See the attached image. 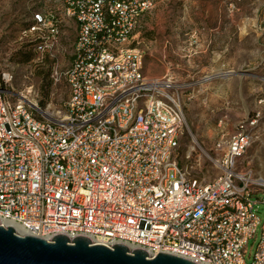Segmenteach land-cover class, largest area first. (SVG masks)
Masks as SVG:
<instances>
[{
	"label": "built area",
	"instance_id": "1",
	"mask_svg": "<svg viewBox=\"0 0 264 264\" xmlns=\"http://www.w3.org/2000/svg\"><path fill=\"white\" fill-rule=\"evenodd\" d=\"M156 1H64L76 37L70 65L51 75L68 88L60 116L15 93L12 74L0 72V225L47 241L64 235L109 249L123 244L150 258L264 264V223L245 260L260 223L253 196L264 179L243 163L264 98L224 142L216 160L222 175L190 176L178 159L186 127L181 86L147 77L145 52L132 47ZM60 25L53 15L35 17L26 32L37 59L52 53Z\"/></svg>",
	"mask_w": 264,
	"mask_h": 264
},
{
	"label": "rangeland",
	"instance_id": "2",
	"mask_svg": "<svg viewBox=\"0 0 264 264\" xmlns=\"http://www.w3.org/2000/svg\"><path fill=\"white\" fill-rule=\"evenodd\" d=\"M64 1L0 0V72H10L15 93L33 99L52 117L62 114L68 88L51 75L70 65L76 37ZM45 15L60 21V34L52 53L37 59L26 31L35 17ZM134 34L132 47L145 52L144 74L169 76L181 86L186 120L178 153L182 167L201 182L218 178L222 171L216 160L224 142L255 109L257 100L264 98V0H157ZM26 54L31 55L30 61L21 62ZM48 71L47 93L41 90L37 73ZM218 72L226 76L215 78ZM252 135L244 168L264 179V119ZM253 198L260 223L247 244L248 263L264 223V191Z\"/></svg>",
	"mask_w": 264,
	"mask_h": 264
},
{
	"label": "water",
	"instance_id": "3",
	"mask_svg": "<svg viewBox=\"0 0 264 264\" xmlns=\"http://www.w3.org/2000/svg\"><path fill=\"white\" fill-rule=\"evenodd\" d=\"M0 264H199L197 262L159 253L154 257L139 248L129 250L123 244L111 249L91 245L84 236L69 240L56 235L50 241L44 238L19 235L10 226L0 225Z\"/></svg>",
	"mask_w": 264,
	"mask_h": 264
},
{
	"label": "trees",
	"instance_id": "4",
	"mask_svg": "<svg viewBox=\"0 0 264 264\" xmlns=\"http://www.w3.org/2000/svg\"><path fill=\"white\" fill-rule=\"evenodd\" d=\"M31 59V55L30 54H26L23 56V58L21 59L22 61L21 62H28L30 61ZM49 75H50V71H48L46 74H41V73H37V76L41 78L42 80V85H41V90L43 89H47V93H48V88H49V82L45 83L48 78H49ZM46 84V85H45ZM43 105V104H42Z\"/></svg>",
	"mask_w": 264,
	"mask_h": 264
},
{
	"label": "bare ground",
	"instance_id": "5",
	"mask_svg": "<svg viewBox=\"0 0 264 264\" xmlns=\"http://www.w3.org/2000/svg\"><path fill=\"white\" fill-rule=\"evenodd\" d=\"M226 76V73L225 72H218L217 75L215 76V78H224ZM255 77V76H253ZM23 95V94H22ZM33 105H36L35 104V101L32 99V100H29ZM193 149L192 148H189V153L192 151Z\"/></svg>",
	"mask_w": 264,
	"mask_h": 264
}]
</instances>
